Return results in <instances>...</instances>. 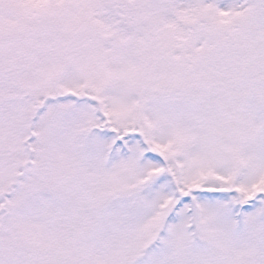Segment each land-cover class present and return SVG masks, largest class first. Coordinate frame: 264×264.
Here are the masks:
<instances>
[{
    "label": "snow or ice",
    "instance_id": "6c2138e0",
    "mask_svg": "<svg viewBox=\"0 0 264 264\" xmlns=\"http://www.w3.org/2000/svg\"><path fill=\"white\" fill-rule=\"evenodd\" d=\"M0 264H264V0H0Z\"/></svg>",
    "mask_w": 264,
    "mask_h": 264
}]
</instances>
